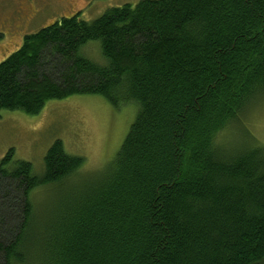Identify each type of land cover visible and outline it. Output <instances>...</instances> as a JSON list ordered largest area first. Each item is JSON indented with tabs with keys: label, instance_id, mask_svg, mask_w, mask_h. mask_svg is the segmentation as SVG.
<instances>
[{
	"label": "trees",
	"instance_id": "16d2710c",
	"mask_svg": "<svg viewBox=\"0 0 264 264\" xmlns=\"http://www.w3.org/2000/svg\"><path fill=\"white\" fill-rule=\"evenodd\" d=\"M90 41L103 63L82 54ZM73 95L132 103L134 120L80 182L84 158L59 140L41 175L6 152L0 264H264V145L249 133L222 142L264 97V0H140L60 18L0 62V113ZM38 189H57L44 212Z\"/></svg>",
	"mask_w": 264,
	"mask_h": 264
},
{
	"label": "rangeland",
	"instance_id": "374dc122",
	"mask_svg": "<svg viewBox=\"0 0 264 264\" xmlns=\"http://www.w3.org/2000/svg\"><path fill=\"white\" fill-rule=\"evenodd\" d=\"M139 1L0 0V62L21 46L24 35L33 34L55 20L80 15L81 19L92 21L112 7L123 4L134 6ZM32 10L38 11L37 16L28 24L21 21L23 29L16 33L13 25L20 23L16 13L23 11L30 15ZM2 20L7 25L3 26ZM81 52L94 62L103 63L99 42H88ZM135 114L134 104L115 108L97 95H73L62 100H50L35 115L1 111L0 160L8 150L13 149L15 159L29 162L34 174L41 175L46 151L54 141L59 140L68 155L84 158L73 180H78L80 176L81 179H91V175L103 170L114 159ZM244 133H249L264 145V97L247 108L239 125L230 128L222 136V142L229 141L231 136L239 139ZM54 190H35L32 193L34 207L40 212L47 210L56 198L57 189Z\"/></svg>",
	"mask_w": 264,
	"mask_h": 264
},
{
	"label": "flooded vegetation",
	"instance_id": "af4514ba",
	"mask_svg": "<svg viewBox=\"0 0 264 264\" xmlns=\"http://www.w3.org/2000/svg\"><path fill=\"white\" fill-rule=\"evenodd\" d=\"M30 1V0H29ZM27 14H25V12L21 11V12H18L16 13V15H18L17 17V20L20 21V23H16L13 25V27L16 28V33H20V31L23 29V26H22V22L24 20V22H26V24L30 23L38 14V11L36 10H32L30 13V15H28L29 12H26ZM26 15V16H25ZM73 16V15H72ZM22 21V22H21ZM2 25L5 26L7 25V22L5 20H2ZM11 24V23H9ZM1 27V26H0ZM21 29V30H20ZM25 30V29H24ZM24 34V33H23ZM22 34V35H23ZM26 34V33H25ZM27 35V34H26ZM24 35V36H26Z\"/></svg>",
	"mask_w": 264,
	"mask_h": 264
}]
</instances>
